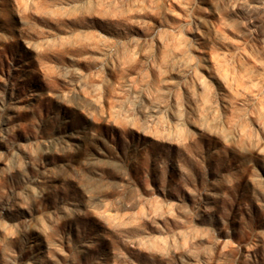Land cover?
I'll use <instances>...</instances> for the list:
<instances>
[{"label": "rangeland", "instance_id": "1", "mask_svg": "<svg viewBox=\"0 0 264 264\" xmlns=\"http://www.w3.org/2000/svg\"><path fill=\"white\" fill-rule=\"evenodd\" d=\"M0 264H264V0H0Z\"/></svg>", "mask_w": 264, "mask_h": 264}]
</instances>
